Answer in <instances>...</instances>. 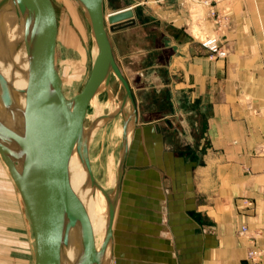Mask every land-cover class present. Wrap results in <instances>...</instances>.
Returning a JSON list of instances; mask_svg holds the SVG:
<instances>
[{"label":"crops","instance_id":"obj_1","mask_svg":"<svg viewBox=\"0 0 264 264\" xmlns=\"http://www.w3.org/2000/svg\"><path fill=\"white\" fill-rule=\"evenodd\" d=\"M215 7L224 58L194 34L190 0H105L106 14L133 9L120 34H143L121 68L136 102L124 207L139 228L115 236L119 264H255L243 225L264 245V0Z\"/></svg>","mask_w":264,"mask_h":264},{"label":"water","instance_id":"obj_2","mask_svg":"<svg viewBox=\"0 0 264 264\" xmlns=\"http://www.w3.org/2000/svg\"><path fill=\"white\" fill-rule=\"evenodd\" d=\"M76 1L90 22L98 54L82 90L67 96L56 62V27L46 0H0V16L14 11L18 17L23 16L27 25L28 85L21 91L26 97L24 106L18 103L11 83L0 72V155L15 180L31 222L33 264H64L69 227L74 226L80 233L76 264H104L106 246L113 237V220L129 150V127L136 121L133 89L116 60L108 32V25L114 30L120 24L133 22V9L111 12L106 19L105 0ZM112 73L125 90L119 111L128 102L133 111L123 120L115 191L113 195L105 192L109 204L107 237L97 249L89 213L71 184L69 164L77 146L92 185L102 189L93 174L90 131L85 132L84 126L91 97L101 84L109 89ZM4 107L11 111L12 123L4 115ZM115 116L106 115L110 119Z\"/></svg>","mask_w":264,"mask_h":264},{"label":"rangeland","instance_id":"obj_3","mask_svg":"<svg viewBox=\"0 0 264 264\" xmlns=\"http://www.w3.org/2000/svg\"><path fill=\"white\" fill-rule=\"evenodd\" d=\"M46 2L52 13L56 27L57 68L64 80L65 93L67 96H73L84 87L90 76L94 61L95 43L90 22L76 0H46ZM142 6L146 5L143 4ZM137 9L139 8L137 7ZM190 10L194 22H197L195 26L200 24L197 27V33L194 32L196 37L200 39L204 36L203 32H207L206 23L207 25L210 24L209 21L206 22L205 20L208 7L199 3H191ZM130 23L131 21L120 24L114 30H111L108 25V32L113 42L115 57L121 68L128 64V60L125 62V56L129 52V41L140 43L143 39L140 29H137L130 37L129 35L127 37L124 34H120L125 27L131 25ZM152 37L154 38L153 35ZM111 81V91L105 90L99 96L95 94L96 96L93 95L91 97L84 126L85 129L91 126L93 115L96 112L101 110L104 113L103 116H105L113 111L114 107L112 106L110 96H113L116 100L123 98L125 93L124 87L114 74H112ZM94 97H100V100H102L100 103L101 107H97L94 103L96 100L93 99ZM132 111L133 106L128 104L124 113L128 116ZM123 120L124 116L119 115L110 122L98 126L92 133L89 156L97 182L102 180L104 183H108L110 177H114L117 174L122 148ZM133 127L134 124H132V129ZM0 170L2 171V175L0 176V262L2 264H33L34 236L31 222L21 194L1 155ZM129 170V164H127V167L125 165L124 174L126 176L121 183L116 209L117 213L115 212L116 216L113 221L114 236L123 232L124 229L131 234H136L139 228L137 220L139 218V210H132L128 206H126V209L124 207L126 189L131 184ZM114 188L111 185L107 187V191L112 192ZM136 196L139 195L136 194ZM125 214L130 219H133V222L130 221L128 225L122 222L123 215ZM119 262L118 256L116 260L114 257L113 264H119Z\"/></svg>","mask_w":264,"mask_h":264},{"label":"bare ground","instance_id":"obj_4","mask_svg":"<svg viewBox=\"0 0 264 264\" xmlns=\"http://www.w3.org/2000/svg\"><path fill=\"white\" fill-rule=\"evenodd\" d=\"M108 15L109 13L106 14L105 12L106 19ZM26 27H27L26 21L23 18V16L18 17L14 11L3 13L0 16V72L3 73V75H5V77L11 83L13 87V95L21 106H24L26 101L25 93H21V91L26 89L28 85L29 59H28V49H27ZM194 32L197 33V26L194 27ZM97 54H98V47L95 46L94 59L96 58ZM111 83L112 81H110V87L108 89L109 91H111ZM103 86L104 85L101 84V86L95 92L96 95L99 96L103 91L106 90L105 88H103ZM110 97H111L112 106L114 107L113 111L110 113L116 115L114 118H116L119 115L128 117L129 115L128 116L125 115L124 112L127 105L131 104V102H128L124 107V109L122 111H119L121 100H116L113 96ZM93 99H96L94 103L97 105V107L98 106L101 107L100 103L102 100H100V97L97 98L94 97ZM135 108H136V102H135ZM2 111L4 112V115L7 118V120H9V122L12 123V119H14V117L11 111L9 112L6 111L5 107L3 108ZM1 115L3 116L2 112ZM103 115L104 113L101 110L99 112H96L93 115V121L95 122L89 128L85 129V132L90 131L89 149H90V139L93 131H95V129L98 126L108 123L114 119V118L110 119L106 117V115L103 117ZM14 122L17 123L16 118ZM132 130L133 129L131 122L128 133L129 144L131 141ZM69 170H70L71 184L75 189V191L79 194L83 202L85 203V206L87 208L93 226L96 247L97 249H100L107 237V226H108V218H109V204L107 202L105 192H108L107 187H110L111 185L115 187L117 182V174L114 177L111 176L110 181L108 183H104L102 180L98 181V184L101 186L102 189L93 186L92 181L89 177L88 169L81 160V157L77 150V146H75L73 154L71 156ZM114 191L112 192L110 191L108 193L113 195ZM68 238L69 241L65 249L64 264H76L80 253V233L75 226L69 227ZM115 244H116L115 236L113 233V237L111 240L109 239L106 246L105 254L103 256L104 264H113V259L116 253Z\"/></svg>","mask_w":264,"mask_h":264},{"label":"built area","instance_id":"obj_5","mask_svg":"<svg viewBox=\"0 0 264 264\" xmlns=\"http://www.w3.org/2000/svg\"><path fill=\"white\" fill-rule=\"evenodd\" d=\"M191 3H199L208 7V13L206 15V22L209 21V25L206 23L207 32L204 31V36L199 39L201 45L208 51V53L214 58H224L228 54V50L221 40V32L227 25V17L222 16L215 7V0H190ZM189 11L191 12L190 8ZM192 14V12H191ZM200 25V24H199ZM199 25L197 27H199ZM198 39V37H197ZM264 148V144L262 145ZM250 229L247 225H243L240 229L241 235H246L251 239V245L247 250V259L255 264L264 262V245L258 243V239L262 238V231L256 230L250 233Z\"/></svg>","mask_w":264,"mask_h":264}]
</instances>
